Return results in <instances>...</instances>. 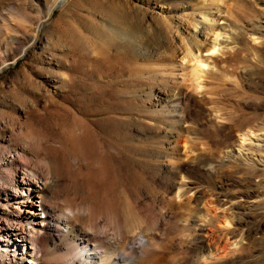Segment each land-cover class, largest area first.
Here are the masks:
<instances>
[{
  "label": "rangeland",
  "instance_id": "1",
  "mask_svg": "<svg viewBox=\"0 0 264 264\" xmlns=\"http://www.w3.org/2000/svg\"><path fill=\"white\" fill-rule=\"evenodd\" d=\"M181 1V7L176 0L177 6L166 8L165 0H63L51 9L54 0H0L2 218L5 210L18 214L4 192L13 191L27 172L38 180L54 218L73 209L75 232L89 231L85 238L94 251L115 252L106 264H264V234L258 233L239 240L233 255L208 256L212 243L223 245L215 238L227 230L222 215L232 212L225 206L202 216L204 200L239 193L236 200L247 206L239 223L253 228L264 222V171L246 160L254 152L232 125L242 112L257 113L264 123V63L253 58L264 61V37L254 28L263 24L264 9L255 0ZM108 3L127 13L139 10L150 25L147 16L161 7L171 16L172 31L181 35L176 55L138 56L124 75H102L92 61L119 42L105 24ZM204 10L238 36L228 43L218 36L219 50H202L211 57L201 87L193 90L180 16L201 17ZM156 89H172L175 113L182 117L183 108L187 113V122L179 124L195 121L197 131L172 129L175 117L158 113L149 101ZM189 188L180 199L178 193ZM194 191L202 200L189 209L186 197ZM37 204L40 219L48 220ZM24 224L30 228L33 222ZM102 226L106 237L98 232ZM6 239L0 232V264H70L76 256L70 237L61 232L44 243L33 262L6 248ZM73 264L88 263L80 256Z\"/></svg>",
  "mask_w": 264,
  "mask_h": 264
},
{
  "label": "bare ground",
  "instance_id": "2",
  "mask_svg": "<svg viewBox=\"0 0 264 264\" xmlns=\"http://www.w3.org/2000/svg\"><path fill=\"white\" fill-rule=\"evenodd\" d=\"M165 1L167 2L166 8L173 7L174 3L175 5L177 4L175 2L176 0ZM255 1L256 4H258L257 6H260L264 9V0ZM62 2L63 0H54L50 8L52 9L55 6H59L62 4ZM179 3L180 4H178V6L181 7L184 2L182 3V1L179 0ZM106 5L105 7L103 6L105 8L103 13L105 12L104 14L107 17V23H104L108 25L109 33L112 34L113 37H118L119 42H113L107 47V49L103 50L102 53L100 52V57H97L92 61V65H96L97 67H95L97 71L102 72V75L111 76L112 74H123L127 63H131L133 61L135 62L138 56L149 57L154 55L155 57V55H158L160 57L157 58H161V60H167L170 58L172 59L176 55V50L174 49L177 48H174V45L175 41H177L181 35H179L177 32L172 31L169 22L171 16L163 11L161 7L154 14L152 13L151 16H147L149 20L153 21V24L150 25L149 21L148 24L147 22H145V19H147L145 14L138 16L137 12L139 10L137 11V9L133 8L127 13L126 11H124L123 7L121 8L120 6L114 5L113 3H108V5ZM199 13L201 17H194L193 14L182 13L180 16L182 20L179 24V28H181V31L184 33L185 41L187 40V47L185 46L184 48L186 50V53H183L184 55H187V62L190 63L189 74L192 82V86H190L193 88V90H197L199 86L201 87L200 76L205 74L204 72L207 71L204 69V66H206L207 62L210 61H207L208 58L211 57L203 56V53L201 54L202 50H208L209 52H216V49L219 50L220 47L218 45L222 42H220V40L217 41L218 36L222 39H225V42L228 39L232 40L233 38H235V36H238V32H236L235 30H232L230 28L226 30V25H218L216 23V19L209 16V11L204 10L200 11ZM262 22V25L258 24L254 28L255 30H257V32L260 33L259 35L262 34L264 37V20ZM252 31L253 32L251 34H255L254 29H252ZM182 32L180 33L182 34ZM228 34H231L232 36ZM206 36H209V40L206 39ZM205 39L208 41L206 45L204 44V41H206ZM253 58L259 63H264V61H262L260 57L255 56ZM172 93V89L171 91L156 89V91L152 92V97H150L149 101L155 108H158V110L156 109L158 113L167 112L175 117L172 122L173 124H171L172 129L180 130L183 127H187L186 131H197L195 121L189 124L192 126H182L181 124H179V122H187V113L184 108V114L182 115V117L178 116V114L175 113L177 97ZM260 104H263L264 107V100L261 101ZM239 114L240 115L237 116L236 120H234L232 124L233 129L235 130V132H237V134L242 136L243 141H245L244 139H246L247 142L245 143V145L254 152L253 155L246 156V160L250 161L256 166L258 165L260 169H263L264 171V123L261 121L260 116L257 113L246 114L242 112ZM150 122L152 123L153 120ZM250 133L252 134V136L250 135ZM198 164L203 165L201 164V162H199ZM21 173L22 176L16 181L15 189H13V191L7 190L6 192H4L5 199L14 201V207L18 211V214L14 215L13 213L5 210L3 212L4 215L7 216V218H2L0 216V232L2 233L4 238H7L6 248H12L13 252H18V250L21 251L22 254H25L27 256L28 260L30 259L28 262H33L35 256L37 257L40 252H43L44 243L48 239H52L61 232V234L70 237L75 249H77L75 252L76 256L73 254L71 256L70 264L74 263L76 257L80 259V256H82L88 264H106L109 260L115 257V252L112 250L105 253H103L102 251H94V248L90 247V244L92 243L86 242L85 236L88 235L87 233L89 231L87 233L75 232L76 212H74L73 209L68 208V210L60 213V217L54 218L53 215L55 210L53 207L47 206L43 201V197L45 196L38 187V180L33 176H30L27 172ZM177 190L180 189L178 188ZM186 190V192L178 191V196L180 197V199L183 195H186L185 193L189 192L191 188ZM241 196L242 195L239 193L230 194L220 192L213 195V200L206 199L203 201L204 215L202 216L212 213L213 209L215 208L225 209V206L227 207L226 211L231 210V212L233 213V215L232 213L222 215V225L227 230L225 234L222 235V237L218 238V240L217 238H215L214 243H216L217 241H223L224 243L222 242L223 245H220L221 243H218L219 245L215 246H213L214 244L212 243L213 247H209L211 248V250L208 248V252H210L208 256L213 258H223L228 255H233L236 251L239 250V240H241L242 238H249L251 237V235L256 233L264 234V222L256 224L253 228H246V224L244 223L245 220L239 223V218H242V216L246 213L247 208L244 202L236 200L240 199ZM201 197L202 196L198 191H194L192 196H187L186 205L188 206V208H197L191 204H193L197 200H202ZM18 198L20 200H18ZM36 200L39 202V204L37 205L40 206L41 213H44L45 216L46 214H48V220L40 219L41 217L39 216V213L35 211L34 205ZM16 203L20 204L16 206ZM209 203H214L215 207L212 208L211 206H208ZM189 205L193 207H190ZM27 220H32L33 222V225L30 228L24 224V222ZM234 220H236L239 225L235 223V228H228L229 223H232ZM94 223L96 224L98 222L93 221L91 224L94 225ZM242 225L244 226L242 227ZM91 226L92 225L88 227L91 228V230L88 229L90 230V232L94 231V228ZM98 232L102 237H106L105 235L107 234V231L105 228H103V226L101 228V231ZM74 235L77 237L73 238ZM211 238L214 237L212 236ZM229 238H231L232 240H230ZM201 257L205 261L206 257L203 254ZM117 258L120 259L123 258V256L118 253Z\"/></svg>",
  "mask_w": 264,
  "mask_h": 264
}]
</instances>
